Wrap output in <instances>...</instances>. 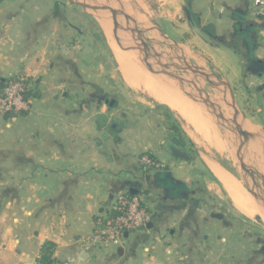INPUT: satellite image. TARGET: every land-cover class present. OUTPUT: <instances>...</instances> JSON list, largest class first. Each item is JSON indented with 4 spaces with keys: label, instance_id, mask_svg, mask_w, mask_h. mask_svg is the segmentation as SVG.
<instances>
[{
    "label": "crops",
    "instance_id": "1",
    "mask_svg": "<svg viewBox=\"0 0 264 264\" xmlns=\"http://www.w3.org/2000/svg\"><path fill=\"white\" fill-rule=\"evenodd\" d=\"M155 3L160 32L214 65L234 96L243 95L251 143L246 160L264 179V16L253 0ZM59 5L0 0V80L26 77L39 92L28 95L30 111L0 120V264H39L48 242L59 264H264L261 242L253 252L189 251L195 237L182 212L198 213L206 195L198 185L183 190L194 179L181 175L188 160H176L167 141L169 107L140 101L120 110L112 100L108 108V82L92 74L97 64L91 59V22L78 25ZM148 152L159 157L164 171L139 163ZM143 189L152 213L147 229L128 235L114 260L103 257V248L94 254L89 244L96 220L115 216L120 193ZM176 199L194 205L182 210ZM143 244L154 253L144 254Z\"/></svg>",
    "mask_w": 264,
    "mask_h": 264
},
{
    "label": "rangeland",
    "instance_id": "2",
    "mask_svg": "<svg viewBox=\"0 0 264 264\" xmlns=\"http://www.w3.org/2000/svg\"><path fill=\"white\" fill-rule=\"evenodd\" d=\"M80 2H98L103 3L109 7L114 8L116 11H119L123 14H120L118 17V21L123 23L125 21V14L139 27L143 30H147L148 32L144 33L145 37L151 41L149 42V47H155L157 51L162 53V57H158L157 55L150 52L147 48H145L151 55L154 57L149 58L139 52V49L134 46L133 42L130 41L133 37L122 29H116V35L125 41V45L127 44V49L131 54V57L135 62H141L147 68L150 66L155 68L156 71L160 73H165L168 71V68L165 66L166 63H173L171 64L172 67L169 71H173L179 77H190L195 83L201 84L199 85L201 89L206 91V93L210 94V97L213 95L214 92H217L221 96V101L224 97V91L231 92L230 89L226 90L224 86H221L217 82H204L203 80L195 77L194 75L188 76L187 69L184 66H180L182 64H178V61L181 59L187 60L189 63L197 66L200 70L203 71L204 74H207L209 77H216L220 78L219 74L215 71L216 67L212 64H207L203 62L200 58H198L192 51H190L187 47H182L179 45H175L171 40L165 39L162 35L158 34L156 31H160L157 27V21L159 18L158 14L154 12V8L156 7L155 0H76ZM254 5V3H252ZM252 5V6H253ZM60 9H63L65 12H69L71 20H76L78 25H81L83 19L86 21L91 22V26H88V32L90 35L91 41V59L95 61L97 64V68L93 67V76L101 75L103 77V81H107L108 83L105 86L107 90L108 87V97L107 100V107L110 108V102L112 100H117L120 103L119 108L120 110L127 109L128 105L139 106L138 102H143L144 104L151 106L154 101L149 95L141 92H137L131 89L125 82L124 77L122 75L120 64L116 58V55L112 51L108 35L105 31L104 22H111L110 20H106L105 17L101 16L98 12H102L104 15L108 16L106 12L102 10H86L80 6L73 4L70 0H60ZM254 8V6H253ZM62 12V11H61ZM109 17V16H108ZM110 19V18H109ZM159 19V20H158ZM80 20V21H79ZM112 24V23H111ZM113 26V24H112ZM127 29V28H124ZM155 31V32H152ZM129 36V38H128ZM126 39V40H125ZM133 41V40H132ZM94 63V62H93ZM149 66H148V65ZM149 67V68H150ZM182 68V69H181ZM226 77L228 73L225 72ZM222 79V78H220ZM225 80V79H224ZM226 81V80H225ZM32 83V81L30 80ZM227 82V81H226ZM176 83V82H175ZM177 88H180L178 85ZM105 90V91H106ZM181 90V89H180ZM185 90L193 95L198 97H205L203 93H199V91L195 88H191V85L186 86ZM197 90V91H196ZM182 91V90H181ZM196 91V92H194ZM214 91V92H213ZM198 92V94H196ZM220 92V93H219ZM39 92L37 91L36 85L33 87L32 95H37ZM124 94V96H123ZM223 95V96H222ZM235 95V94H234ZM236 97V96H235ZM237 104L239 111H242V108L245 109V102L243 100V95L238 94L236 97ZM129 101V102H128ZM135 103L132 104L131 103ZM154 102V103H153ZM227 103L229 104L228 107L225 103L222 102L221 106H218L217 115L219 112L222 111L224 116L226 117L227 121L218 120L215 116L211 115L209 110L207 109L206 105L203 106L207 110L209 116L213 118V121L216 125L217 132L221 139H227L228 147L230 150L234 149V159L230 157V155L226 156L227 154L218 152L214 144L212 143V138L207 140L205 135L203 136L202 132H198L195 129L191 128L186 122V119L180 117L176 112L169 111V108H166L167 113V120L166 122V134H167V141H171L172 143L174 140H178L179 143L177 146L180 147V150L184 152L188 156V162L184 163L183 169L181 170L185 179H194V181L190 183L183 184L184 187L189 191H193L198 185L199 190H202V194L204 196L200 202L196 205L199 211L198 213L191 214L189 212L188 206L194 205L190 202H186L183 204L182 200L176 199L178 204L177 208H182V214L185 213V222L184 225L187 223L186 230L189 234L193 235L192 247H190L189 251H196L199 248L203 249L205 254L213 252H221L227 253L231 251H246V252H253L258 247L257 243L261 242L264 243V221L260 217L249 218L243 214H241L234 206L233 202L229 198L228 194L225 192L223 186L218 181V179L214 177L213 173L211 172V168L209 164H215L219 166L222 170H226L225 172H229L231 176L237 178L244 187V185L248 184L249 187L257 194H260L264 197V179L259 177L256 173H254V178L256 180V184L253 180L241 169L240 162L237 159V135L235 133L234 127L231 125V120L233 116V109L231 105H233L232 99L228 97ZM158 104V103H157ZM154 104V105H157ZM166 107V106H165ZM225 109V110H224ZM238 111V110H237ZM227 112V113H226ZM169 113V114H168ZM240 113V112H238ZM20 116V115H19ZM0 120H5L0 116ZM241 126L247 123L244 121H240ZM13 124V123H12ZM208 143H207V142ZM211 143V144H210ZM151 155L149 152L147 153ZM155 157V156H154ZM156 158V157H155ZM159 158V157H158ZM159 164L161 161L158 159ZM176 160L179 159L175 157ZM224 166L227 169H223L221 166ZM235 166V167H234ZM237 166V167H236ZM164 169V166H161L160 169L155 171L161 172ZM150 171V170H148ZM164 171V170H163ZM3 182V181H2ZM0 182V183H2ZM210 189V192H206L207 189ZM245 188V187H244ZM260 188V189H259ZM246 190V188H245ZM179 191H182L179 190ZM247 191V190H246ZM147 190H142V193L145 195L147 194ZM248 192V191H247ZM182 193V192H179ZM208 195H207V194ZM249 193V192H248ZM149 194V193H148ZM147 194V195H148ZM252 197V196H251ZM179 203H181L179 205ZM195 207V206H193ZM263 207V206H262ZM187 213V214H186ZM180 214V215H182ZM193 225V230L189 227ZM188 236V235H187ZM208 237V241L202 238ZM244 237L248 238L247 241H251L248 244L247 241H244ZM197 239V244L195 247V243ZM203 242V244H201ZM264 245V244H262ZM119 247H111V248H103L105 255L103 257L111 258H118L117 249ZM141 251H143L146 255H151L154 253V249L151 250V246H144L141 245ZM99 247L94 248L92 250L95 252L99 251ZM146 249V250H145ZM117 254V257H116ZM156 254V253H155ZM130 256V255H129ZM94 261L97 263H101L97 257H93ZM127 260H125L126 262Z\"/></svg>",
    "mask_w": 264,
    "mask_h": 264
},
{
    "label": "bare ground",
    "instance_id": "3",
    "mask_svg": "<svg viewBox=\"0 0 264 264\" xmlns=\"http://www.w3.org/2000/svg\"><path fill=\"white\" fill-rule=\"evenodd\" d=\"M98 12L101 14V16L105 17L102 12ZM104 25L105 31L108 35L110 47L116 55V58L120 64L122 75L126 84L131 89L137 92L145 93L156 102L169 107L180 117L186 119L185 122L191 128L195 129L198 132H202L203 136L205 135L207 140H210L212 138V143L214 144V147H216L218 152L225 153L227 154L226 156L230 155V157H232L234 154V149H229V142L227 141V139L223 140L219 137V134L217 132L218 130L213 121V118L209 116L207 110L204 107L205 104L200 100L192 101L185 97V95H183V93L181 92L180 88L176 87L177 84L175 83L173 78L168 76L167 74H163L159 71H156V69H154L156 66L152 68L147 64L150 67L147 68L141 62H135L131 57V54L126 51L128 47L127 44L125 45V41H123V39L121 40V38L116 35L115 32L117 31L116 29H114V26H112L111 22H104ZM122 30L134 37V34L131 30ZM131 42L133 41L131 40L130 44ZM139 52L145 55L146 57H154L145 48L139 50ZM158 57L162 56L159 55ZM182 79L188 82H196L193 81L192 78L187 76L182 77ZM198 85L201 84L199 83ZM185 92L188 94L186 90ZM196 94H198V92ZM195 97L198 96L195 95ZM211 101L215 105H222L221 96L217 92L213 93V95L211 96ZM239 124L241 125L240 121ZM232 158L234 159V156ZM209 166L213 174L222 183L225 191L231 198L238 211H240L249 218L260 217L264 221L263 207L258 204L253 199V197H251V194L245 190L242 183L238 181L237 178L233 177V175L231 176L230 174L222 170L219 166L215 164H209Z\"/></svg>",
    "mask_w": 264,
    "mask_h": 264
},
{
    "label": "built area",
    "instance_id": "4",
    "mask_svg": "<svg viewBox=\"0 0 264 264\" xmlns=\"http://www.w3.org/2000/svg\"><path fill=\"white\" fill-rule=\"evenodd\" d=\"M254 10L264 16V0H253ZM0 94V116L9 119L27 113L31 109L29 93L33 92V84L26 77L7 78L3 81ZM139 163L150 171L162 166L153 155L143 153ZM147 195L139 192L120 193L113 202L115 216L96 220L94 237L89 244L93 248L120 247L128 235L143 231L152 220V213L147 208Z\"/></svg>",
    "mask_w": 264,
    "mask_h": 264
},
{
    "label": "water",
    "instance_id": "5",
    "mask_svg": "<svg viewBox=\"0 0 264 264\" xmlns=\"http://www.w3.org/2000/svg\"><path fill=\"white\" fill-rule=\"evenodd\" d=\"M73 4L80 6L86 10H102L104 12H106V14L109 16L105 15V19L106 20H110L111 23L113 24V26L116 29H124L127 28L128 30H131L134 34L133 37V43L134 46H136L137 49L142 50L143 48H147L150 52H152L155 55H160L162 56V53H160L159 51H157V49L155 47H149V42L151 43V41L149 39H147L144 35V33L148 32L147 30H143L139 27V25H137V23H135L133 21V19L129 18L127 16V14L124 13V17H125V21H123V23H120L118 21V17L120 16V14H123L119 11H116L114 8L109 7L103 3H98V2H80V1H76V0H70ZM110 18V19H109ZM157 33H159L160 35H162L165 39H168L165 35H163V33H161L160 31H157ZM169 40V39H168ZM171 64L173 63H166L165 66L168 68V71H166L163 74H167L168 76L172 77L173 80L176 82V84L180 87V89L182 90L181 92L183 93V95H185V97H187L188 99L192 100V101H196V100H200L202 101L207 109L209 110L210 114L215 116L218 120H223V121H227L226 117L224 116V113L222 111L219 112V115H217V111H218V107L211 101V97L209 93H206V91H204L203 89H201V87L195 83V82H188V81H184L181 77L177 76L173 71H169ZM178 64H182L180 66H184V68L186 67L187 69V74L188 76H195L198 77L199 79L203 80L204 82H208V83H212V82H217L219 83L221 86H224L226 88V90L230 89L231 92H227L224 91V97L222 99V102L225 103V105L228 107V103H227V99L228 97H230L232 99L233 105H231V108L233 109V116H232V120H231V125L234 127L235 129V133L237 135V159L240 162V166L241 169L253 180V182L256 184V180L254 178V171L253 169L250 167V165L247 163L246 157H247V152L249 150L250 147V133L239 124V121H244L246 122L245 116L242 114V111H239L238 108V104H237V99L233 94V91L231 90V88L229 87V85L223 81L220 78H216V77H209L207 74H204L202 72V70H200L199 68H197L195 65L189 63L187 60L185 59H181V61H178ZM3 80H0V94L3 90ZM191 85V88H195L199 91V93H203L205 95L206 98L204 97H195L191 94H187L185 92V88L186 86ZM114 102L111 103V105H113ZM238 110V111H237ZM240 112V113H238ZM173 155L174 157H177L179 159H186L188 160V156H186V154L184 152H182L181 150L177 149L176 147H173L172 149ZM244 187L246 188V190L251 194V196L253 197V199L260 204L261 206H263L264 209V197L261 196L260 194L255 193L248 184L244 185ZM130 193L132 195H137V191H130ZM128 237V234H125V238Z\"/></svg>",
    "mask_w": 264,
    "mask_h": 264
},
{
    "label": "trees",
    "instance_id": "6",
    "mask_svg": "<svg viewBox=\"0 0 264 264\" xmlns=\"http://www.w3.org/2000/svg\"><path fill=\"white\" fill-rule=\"evenodd\" d=\"M178 143H179L178 140H174L173 142L174 147L180 150V147L177 146ZM54 250H55L54 244L50 242L46 243L42 249L41 257L39 259V264H59L53 258Z\"/></svg>",
    "mask_w": 264,
    "mask_h": 264
},
{
    "label": "flooded vegetation",
    "instance_id": "7",
    "mask_svg": "<svg viewBox=\"0 0 264 264\" xmlns=\"http://www.w3.org/2000/svg\"><path fill=\"white\" fill-rule=\"evenodd\" d=\"M187 156V155H186Z\"/></svg>",
    "mask_w": 264,
    "mask_h": 264
}]
</instances>
